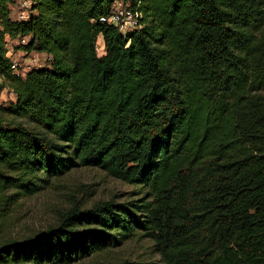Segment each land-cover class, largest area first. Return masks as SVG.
<instances>
[{
  "label": "trees",
  "instance_id": "1",
  "mask_svg": "<svg viewBox=\"0 0 264 264\" xmlns=\"http://www.w3.org/2000/svg\"><path fill=\"white\" fill-rule=\"evenodd\" d=\"M28 1L19 20L0 0V90L15 96L0 107V227L77 168L137 190L0 241V264H76L132 240L157 260L118 264H264V0ZM116 3L136 29L100 22ZM8 41L49 65L14 72Z\"/></svg>",
  "mask_w": 264,
  "mask_h": 264
},
{
  "label": "rangeland",
  "instance_id": "2",
  "mask_svg": "<svg viewBox=\"0 0 264 264\" xmlns=\"http://www.w3.org/2000/svg\"><path fill=\"white\" fill-rule=\"evenodd\" d=\"M24 0H17L11 8L13 19H22L26 7ZM29 8V7H28ZM29 12V9H28ZM16 41H8L7 55L11 63L16 65V72L22 76L31 69L47 67L50 56L40 52L25 53L17 51ZM97 54H103L102 41H97ZM15 96L5 88L0 90V107L6 108L14 103ZM51 185L40 192L18 199L9 207V213L0 227V241L23 240L44 232L57 223L67 209L76 205L80 209L91 208L98 202L113 199L122 202L137 190L114 179L98 168H77L56 179H50ZM146 241H128L121 246L101 253L98 257L85 259L76 264H118L122 261H155Z\"/></svg>",
  "mask_w": 264,
  "mask_h": 264
},
{
  "label": "built area",
  "instance_id": "3",
  "mask_svg": "<svg viewBox=\"0 0 264 264\" xmlns=\"http://www.w3.org/2000/svg\"><path fill=\"white\" fill-rule=\"evenodd\" d=\"M22 5H24L26 9L25 16H21L20 20H24L28 17V7L30 5L28 0H24L22 2ZM141 17V14L138 11H135L131 9L128 5H122L121 3H116L113 5L110 13L106 17L100 18V22H104L106 24H109L117 30L124 34L126 32L132 31L136 29L139 25V18ZM21 44L25 43V40H20ZM12 64V63H11ZM12 70L16 72V65L12 64Z\"/></svg>",
  "mask_w": 264,
  "mask_h": 264
},
{
  "label": "crops",
  "instance_id": "4",
  "mask_svg": "<svg viewBox=\"0 0 264 264\" xmlns=\"http://www.w3.org/2000/svg\"><path fill=\"white\" fill-rule=\"evenodd\" d=\"M12 5H11V8L13 9L14 8V6L16 5V2H17V0H12Z\"/></svg>",
  "mask_w": 264,
  "mask_h": 264
}]
</instances>
